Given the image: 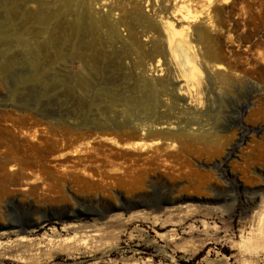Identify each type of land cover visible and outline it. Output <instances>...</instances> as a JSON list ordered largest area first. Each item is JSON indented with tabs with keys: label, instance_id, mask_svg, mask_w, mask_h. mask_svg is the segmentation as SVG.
<instances>
[{
	"label": "rangeland",
	"instance_id": "rangeland-1",
	"mask_svg": "<svg viewBox=\"0 0 264 264\" xmlns=\"http://www.w3.org/2000/svg\"><path fill=\"white\" fill-rule=\"evenodd\" d=\"M17 1L0 0V228L19 226L0 230V264H264V0H159L197 16L186 97L169 56L81 50L45 19L57 0L29 4L38 21ZM153 1L138 4L157 24ZM79 53L100 79L83 83ZM144 84L156 109L125 114ZM134 205L150 210L111 213Z\"/></svg>",
	"mask_w": 264,
	"mask_h": 264
},
{
	"label": "bare ground",
	"instance_id": "bare-ground-1",
	"mask_svg": "<svg viewBox=\"0 0 264 264\" xmlns=\"http://www.w3.org/2000/svg\"><path fill=\"white\" fill-rule=\"evenodd\" d=\"M19 1L25 8L21 17L28 15L32 21H38V17L31 13L29 15L27 9L29 4L36 2L41 7L47 5L45 0ZM50 3L55 5L56 1L50 0ZM57 3L58 5L54 6L53 11L45 16L46 21L60 17L62 19L60 22L62 34L71 43L78 40L76 46H82L83 49L81 50H86L88 47L97 49L118 47L121 51L127 52L131 48L144 51L148 47L150 49L147 50V54L153 59L158 58V67L162 63V59L165 63L164 56L170 57L169 62L175 70L173 80L175 83L181 84L179 96L184 95L186 97V93L198 89L203 71L196 61L190 39L191 28L197 16L187 3L177 6L175 11L168 15L166 12L163 14L166 9L159 3V0L151 2L150 7L159 19V24L153 22L142 12L138 0H134L132 4L128 3L127 0H57ZM156 6H158L157 9H155ZM139 35L144 37L148 46L139 43ZM50 44L51 42L48 41L47 48L48 45H52ZM77 56L81 63H86L84 71H86L87 76L84 77L85 79L83 78V83L88 79H100L104 75L101 68L90 67L84 54L79 53ZM96 59L98 60V57ZM7 67L9 65L6 63L2 68ZM163 86L165 87V85ZM166 86L168 85L166 84ZM158 97L148 84H144L139 87L137 96L124 100L126 107L124 113L128 115L137 112L149 114L156 109ZM109 99L110 104L107 108L111 112L115 102L112 101L113 97L110 95ZM2 234H6V232Z\"/></svg>",
	"mask_w": 264,
	"mask_h": 264
},
{
	"label": "water",
	"instance_id": "water-1",
	"mask_svg": "<svg viewBox=\"0 0 264 264\" xmlns=\"http://www.w3.org/2000/svg\"><path fill=\"white\" fill-rule=\"evenodd\" d=\"M177 126L173 121L169 120V121H157L155 123L152 124V128L151 129H155V133L154 135L151 136V138H148L149 141H165L167 138V130L162 129V128H172ZM93 131L96 132H102L101 128H93ZM183 201L181 200H173L170 201L168 203L165 204V207H173V206H177L179 204H181ZM139 210H150V207L147 205H134L130 208H116L113 209L111 211V213H117V212H125L127 214L134 212V211H139ZM81 217V216H80ZM46 223V221H40V222H36V221H32L30 222L24 229L23 231L26 230H31V229H36V228H40L42 226H44ZM19 228L18 225L14 224V223H10L6 226H2L0 228V230H8V231H15Z\"/></svg>",
	"mask_w": 264,
	"mask_h": 264
}]
</instances>
